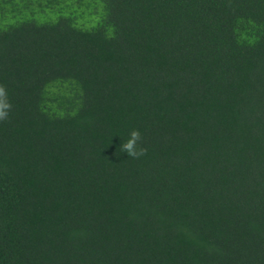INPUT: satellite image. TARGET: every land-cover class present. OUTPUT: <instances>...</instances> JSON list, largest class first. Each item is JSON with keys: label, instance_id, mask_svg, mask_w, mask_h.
Returning a JSON list of instances; mask_svg holds the SVG:
<instances>
[{"label": "trees", "instance_id": "trees-1", "mask_svg": "<svg viewBox=\"0 0 264 264\" xmlns=\"http://www.w3.org/2000/svg\"><path fill=\"white\" fill-rule=\"evenodd\" d=\"M0 88V264H264V0H0Z\"/></svg>", "mask_w": 264, "mask_h": 264}, {"label": "clouds", "instance_id": "clouds-1", "mask_svg": "<svg viewBox=\"0 0 264 264\" xmlns=\"http://www.w3.org/2000/svg\"><path fill=\"white\" fill-rule=\"evenodd\" d=\"M3 89L0 88V92H2ZM7 107V106H5ZM7 116V112L3 109H0V119H3ZM140 138L139 130L133 129L129 133V139L122 145L125 152H127L128 156H137L139 153L135 150L136 142Z\"/></svg>", "mask_w": 264, "mask_h": 264}]
</instances>
